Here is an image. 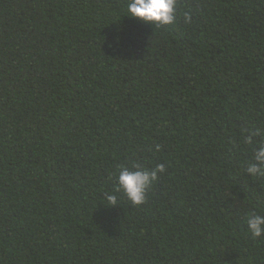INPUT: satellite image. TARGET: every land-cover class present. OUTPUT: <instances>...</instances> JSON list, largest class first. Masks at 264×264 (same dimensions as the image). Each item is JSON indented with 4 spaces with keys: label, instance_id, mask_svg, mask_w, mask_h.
I'll return each mask as SVG.
<instances>
[{
    "label": "trees",
    "instance_id": "1",
    "mask_svg": "<svg viewBox=\"0 0 264 264\" xmlns=\"http://www.w3.org/2000/svg\"><path fill=\"white\" fill-rule=\"evenodd\" d=\"M127 4L0 0V264H264V0Z\"/></svg>",
    "mask_w": 264,
    "mask_h": 264
},
{
    "label": "clouds",
    "instance_id": "2",
    "mask_svg": "<svg viewBox=\"0 0 264 264\" xmlns=\"http://www.w3.org/2000/svg\"><path fill=\"white\" fill-rule=\"evenodd\" d=\"M177 0H128L127 15L141 22L153 25H170L176 20ZM185 22H190V15L184 14ZM119 42V36L115 37ZM251 141H249L250 143ZM159 146H157V149ZM135 170L121 168L116 177V193H122L133 205H141L145 202L146 193L152 184L158 179V174L165 171L163 163L148 170L134 166ZM252 177H264V147L254 151L252 161L245 169ZM110 206L118 207V196L113 193L106 197ZM247 230L253 238L264 236V215L252 213L247 219Z\"/></svg>",
    "mask_w": 264,
    "mask_h": 264
}]
</instances>
